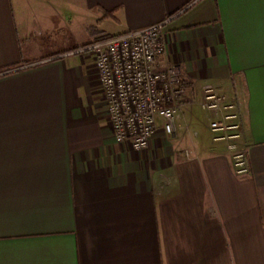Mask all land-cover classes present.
I'll return each instance as SVG.
<instances>
[{
  "label": "crops",
  "instance_id": "crops-1",
  "mask_svg": "<svg viewBox=\"0 0 264 264\" xmlns=\"http://www.w3.org/2000/svg\"><path fill=\"white\" fill-rule=\"evenodd\" d=\"M160 23L186 103L136 151L94 56L68 53ZM208 84L237 104L246 175L212 139ZM0 264H264V0H0Z\"/></svg>",
  "mask_w": 264,
  "mask_h": 264
},
{
  "label": "built area",
  "instance_id": "built-area-1",
  "mask_svg": "<svg viewBox=\"0 0 264 264\" xmlns=\"http://www.w3.org/2000/svg\"><path fill=\"white\" fill-rule=\"evenodd\" d=\"M164 26L111 35L68 53L94 56L115 141L128 143L136 151L148 148L160 120L168 135L175 134L186 103L183 65L159 66L167 49ZM198 104L209 119L212 139L228 143L236 174H248V151L239 146L242 125L237 104L209 84Z\"/></svg>",
  "mask_w": 264,
  "mask_h": 264
},
{
  "label": "trees",
  "instance_id": "trees-1",
  "mask_svg": "<svg viewBox=\"0 0 264 264\" xmlns=\"http://www.w3.org/2000/svg\"><path fill=\"white\" fill-rule=\"evenodd\" d=\"M107 18H114V11H104L103 13V17L102 19L98 22L99 24H101L100 22H102L103 20L107 19ZM90 31L94 32H101L98 26H92L90 27ZM111 35L109 34H104L102 33L98 38H96L95 40H100V39H105L110 37Z\"/></svg>",
  "mask_w": 264,
  "mask_h": 264
}]
</instances>
